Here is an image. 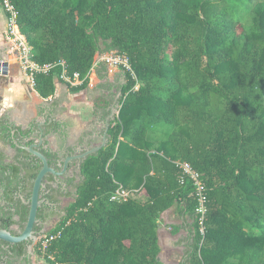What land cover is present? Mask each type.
<instances>
[{
	"label": "trees",
	"instance_id": "obj_1",
	"mask_svg": "<svg viewBox=\"0 0 264 264\" xmlns=\"http://www.w3.org/2000/svg\"><path fill=\"white\" fill-rule=\"evenodd\" d=\"M13 3L33 61L54 66L34 75L40 98L54 95L58 63L84 79L95 58L112 51L127 56L137 79L123 73L106 145L78 161L64 187L54 188L52 175L44 178L48 201L72 200L48 233L34 226L43 238L57 235L45 247L38 240L35 254L48 264H162L158 220L174 209L182 222L172 230L185 231L177 242L184 248L178 264H264V0ZM95 72L97 90L108 94L94 111L105 120L115 95L106 66L99 63ZM156 80L168 86L155 87ZM86 89L87 81L68 87L72 93ZM61 125L54 121L42 131L57 134ZM36 131L0 117V142L25 159L8 162L0 151V229L13 235V226L26 223L25 202L41 168L13 141L29 146ZM39 151L61 170L56 152ZM177 161L188 162L203 182V235L191 184H179ZM118 185L140 186L147 198L111 202ZM0 264H31L27 243L0 241Z\"/></svg>",
	"mask_w": 264,
	"mask_h": 264
},
{
	"label": "crops",
	"instance_id": "obj_2",
	"mask_svg": "<svg viewBox=\"0 0 264 264\" xmlns=\"http://www.w3.org/2000/svg\"><path fill=\"white\" fill-rule=\"evenodd\" d=\"M5 27V14L0 8V54L8 56V74L0 76V117L8 116L15 126L22 129L32 125L37 126V132L33 134L36 137H38V123H43L41 130L45 125H49L51 120L69 127L65 133L48 134L45 139L46 145L62 158L61 161L64 157L71 155L68 153L70 149L73 150L72 153L75 151L78 154L100 145L105 130V120L101 119V110L97 113L94 111V105L97 104L103 108L105 104L101 96H106L108 93L97 90L99 81L96 72L93 77V87L72 93L66 85L54 80V95L48 99H42L30 87L15 59L8 55ZM123 78L124 74L121 71L107 76L112 85L109 92L115 97L121 93ZM73 164L75 163L71 164L66 174L68 178L77 174V171L73 172ZM76 167L78 168L77 165ZM129 191L135 193L134 196L138 194L134 188ZM181 222V218L174 209L163 212L158 220V241L161 248L159 261L162 264H178L182 259L184 248L177 242L185 236V231L181 229L174 232L172 230Z\"/></svg>",
	"mask_w": 264,
	"mask_h": 264
},
{
	"label": "built area",
	"instance_id": "obj_3",
	"mask_svg": "<svg viewBox=\"0 0 264 264\" xmlns=\"http://www.w3.org/2000/svg\"><path fill=\"white\" fill-rule=\"evenodd\" d=\"M0 8L5 14L6 27H5V41L7 46V53L15 59L21 72L24 74L30 87H34V75L39 73H46L54 66L44 65L40 66L32 59V49L29 46L25 36L20 32L17 25V11L15 9L13 0H0ZM103 63L106 66V75L112 76L117 71L128 73L132 80L137 81L136 75L130 65L127 56L117 53L115 51L108 52L102 56H97L94 63L84 79H81L77 73L72 75L68 74L64 62L58 63L61 68V72L56 80L67 87H77L87 81V86L93 87V77L95 75V68L98 63ZM137 86V85H136ZM135 86V87H136ZM178 169V181L180 185L190 183L192 187V196L196 200V214L198 216L199 231L203 235V222L206 213L207 197L203 182L200 178V174L185 161H177L174 163ZM132 193L118 185L117 189L110 195L109 200L111 202L123 203L129 200ZM57 235H52L48 238L39 236L38 240H41L42 247L54 239Z\"/></svg>",
	"mask_w": 264,
	"mask_h": 264
},
{
	"label": "water",
	"instance_id": "obj_4",
	"mask_svg": "<svg viewBox=\"0 0 264 264\" xmlns=\"http://www.w3.org/2000/svg\"><path fill=\"white\" fill-rule=\"evenodd\" d=\"M7 60H8L7 55L0 54V76H7L8 74V61ZM119 96H120V93L115 97L114 102L112 103L110 107V114L105 119V130L102 135L101 144L98 146L92 147L84 151L81 154L68 155L64 157V159L60 162V165H61L60 171H56L54 168L50 167L45 156L39 151L40 147L42 146L47 147V145L45 144L46 142L45 139L47 135H44L43 131L41 130V126L43 125V123H38L39 136H38L37 143H32L29 146H22L17 141L15 140L13 141L16 148L21 149L27 152L28 154L34 156L35 158H37L41 164V168L38 171L33 181L31 196L28 202H26L27 204H29V211H28L27 220H26L23 230L18 235H13L8 230L0 229V241L6 242L8 244H18L23 241L31 242L32 240H34L35 237H34L33 228L35 224L38 222V219H37L38 209L40 208L41 204L44 202L43 200H40V192L42 189L45 188L44 178L47 175H52L54 177V180H57L58 178L63 177L64 175L68 173L69 165L73 161H80L86 158L87 156L99 151L106 145V136H107V132L109 129V121L113 119V117L118 115V109L120 107L118 105ZM45 203L49 204V201L45 200ZM32 248H33V245L28 246L29 253H31ZM157 260H159V257L157 258Z\"/></svg>",
	"mask_w": 264,
	"mask_h": 264
},
{
	"label": "flooded vegetation",
	"instance_id": "obj_5",
	"mask_svg": "<svg viewBox=\"0 0 264 264\" xmlns=\"http://www.w3.org/2000/svg\"><path fill=\"white\" fill-rule=\"evenodd\" d=\"M54 122V121H53ZM52 122V120H51V123H53ZM50 123V124H51ZM65 130V131H64ZM69 130V127L67 128V127H65L64 125H61V130L59 131V133L61 134V132L62 133H65L66 131H68ZM37 132V131H36ZM38 136H39V134H38ZM61 138H63L64 139V136L63 135H61ZM60 138V139H61ZM33 139H34V143H37L38 142V137H36V136H34L33 135ZM45 144H46V142H45ZM0 151H2L3 153H4V155L6 156V159H5V161H8V162H11L12 160H13V158L15 157V156H18V160H23L24 159V154H22V153H20V154H18V152L14 149V148H12L11 146H9V145H7V146H4L1 142H0ZM23 146V145H22ZM44 147V146H43ZM48 147V146H47ZM41 148V147H40ZM8 150L11 152V153H9L8 152ZM21 150V149H20ZM40 150V149H39ZM23 151V150H22ZM86 151V150H85ZM25 152V151H24ZM27 153V152H26ZM81 153H83V151L81 152ZM81 153H78V154H81ZM28 154V153H27ZM78 154H76V152L74 151L71 155H78ZM29 156H32V155H30V154H28ZM32 157H34V156H32ZM25 160V159H24ZM72 163H75V166L77 165H79L78 164V161H73ZM76 169H77V167H76ZM66 175H64L63 177H61V178H58L57 180H54V183L52 184V186L54 187V188H57L59 185H63L64 183H65V180L66 179H68V177H66ZM33 186V185H32ZM63 187H64V185H63ZM32 190V189H31ZM66 192H69L68 190L66 191ZM46 195H47V191L45 190V188L44 189H42L41 190V192H40V200H43L44 202L41 204V206H40V208H43V217H42V220H39L38 219V222L36 223L37 225H40L41 227L43 226V224L44 223H46V222H49L51 219H53L54 217H56V216H58V217H61V213H60V211L58 210V208H57V206H55V204H57L58 202H50L49 201V204H46L45 203V200H48V198L46 197ZM31 196V195H30ZM64 197V199H67V198H71V197H66V196H63ZM14 198L16 199V198H19L18 197V195L15 193L14 194ZM59 198H62V197H60V196H55V199L56 200H58ZM26 202H28V201H26ZM25 202V203H26ZM45 206V207H44ZM39 208V209H40ZM38 209V210H39ZM62 212V211H61ZM15 220H16V218H15ZM35 224V225H36ZM19 226V225H18ZM24 228V227H23ZM23 228H21L20 230H17V231H15L16 232V234L18 235L22 230H23ZM34 229V228H33ZM33 232H34V230H33ZM42 232V231H41ZM40 232V233H41ZM39 233V234H40ZM39 234L38 233H35L34 232V240H32L31 242H29V241H23V242H26L27 243V253H28V255L30 256L31 254L29 253V251H28V246L29 245H33V248H34V246L36 245V243H37V240H38V237H39ZM35 240H36V242H35ZM31 257V256H30Z\"/></svg>",
	"mask_w": 264,
	"mask_h": 264
},
{
	"label": "rangeland",
	"instance_id": "obj_6",
	"mask_svg": "<svg viewBox=\"0 0 264 264\" xmlns=\"http://www.w3.org/2000/svg\"><path fill=\"white\" fill-rule=\"evenodd\" d=\"M246 21H248V20H246ZM155 85V87H160V86H163L164 85V87H167L168 86V84L165 82V81H163V80H156V84H154ZM117 94V93H116ZM1 146V145H0ZM8 152L9 153H11L9 150H8ZM73 172L74 171H77L76 170V166H75V164H73ZM77 173V172H76ZM74 177H75V175H74ZM136 190H137V192H138V194H137V196L136 197H139V199L140 200H145L146 198H147V193H146V191H144L142 188H140V186H135L134 187ZM67 190L68 191H70V192H73V189L72 188H67ZM142 190V191H141ZM140 192H141V194H140ZM133 195H136L135 193H132ZM71 198H67V199H64V197H62V198H59L58 200H57V204H55V206H57V208H58V210L60 211V213H61V216L63 215V212H61L67 205H69L70 204V202H71ZM60 218L61 217H58V216H56V217H54L53 219H51L49 222H46V223H44L43 224V226H42V231H43V233H48L58 222H59V220H60ZM12 229L14 230V231H17V230H20L21 229V227L20 226H18V225H16V226H13L12 227ZM42 235V234H41ZM38 241V240H37ZM35 242H36V240H35ZM36 250V249H35ZM31 255V257H30V261H31V264H48V263H46L42 258H40L37 254H35V251L33 250V248H32V251H31V253H30Z\"/></svg>",
	"mask_w": 264,
	"mask_h": 264
}]
</instances>
